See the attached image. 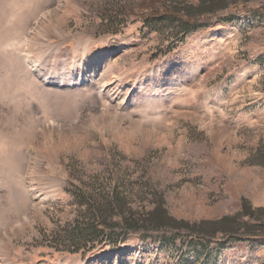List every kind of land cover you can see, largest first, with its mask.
<instances>
[{"label": "rangeland", "instance_id": "obj_1", "mask_svg": "<svg viewBox=\"0 0 264 264\" xmlns=\"http://www.w3.org/2000/svg\"><path fill=\"white\" fill-rule=\"evenodd\" d=\"M47 1L0 0V264L7 253L14 264H264V248L241 243L213 256L134 236L66 243L86 209L76 196L117 192L135 214L159 203L190 224L232 216L243 200L264 210V23L240 15L182 37L156 19L200 0ZM239 2L228 9L262 13L264 0ZM102 51L98 73L131 72L137 89L102 122L80 119L97 90L58 87V73L78 82L85 52ZM25 53L57 74L50 85Z\"/></svg>", "mask_w": 264, "mask_h": 264}, {"label": "trees", "instance_id": "obj_2", "mask_svg": "<svg viewBox=\"0 0 264 264\" xmlns=\"http://www.w3.org/2000/svg\"><path fill=\"white\" fill-rule=\"evenodd\" d=\"M239 1L249 3L250 0H200L195 6L182 5V8L181 4L171 2L169 10L171 9L172 13L162 14L156 20L163 24H173L182 37L209 28L213 25V20L232 23L240 15L249 16L259 24L264 23L262 6L256 7L261 9L262 13L244 6L241 10L228 9L229 6L238 5ZM217 12L220 14L217 15ZM153 24L150 22L146 26ZM259 159L260 165L264 167V152L259 154ZM84 197L76 196L79 205L86 208L84 216L74 225L72 231H69L71 233H66V243L78 242L75 245L68 244L75 248L81 243H84V246L89 244L86 243L87 240L93 245L124 241L130 236L136 237L141 243L150 240L154 244L162 243L175 247L178 251H195L207 256L217 255L219 250L234 243L246 245L250 254L257 248H264V227H261L264 210L253 209L244 200L240 209L232 216L190 224L169 216L159 203L154 205L151 212L135 214L125 198L117 192L111 193L108 199L97 202L91 197ZM51 241L54 242V239L51 238ZM66 243L62 245H67ZM76 251L77 249L71 252Z\"/></svg>", "mask_w": 264, "mask_h": 264}, {"label": "bare ground", "instance_id": "obj_3", "mask_svg": "<svg viewBox=\"0 0 264 264\" xmlns=\"http://www.w3.org/2000/svg\"><path fill=\"white\" fill-rule=\"evenodd\" d=\"M56 4H57L56 0H50V1H47L46 3L47 7H50V8H52V6H55ZM57 5H59V2ZM39 33H40L41 38H39L40 36L37 38L41 39L42 41L44 40L45 42L48 38L47 29L41 30L37 34ZM39 41L40 40H38V42ZM87 45H88L87 40L85 41L78 40L77 42V46H80L82 49L87 48ZM24 60H25L24 61L25 64L31 69L30 71L32 72V74H35L38 81H41L44 85H50L48 81L52 79L56 73L50 68H48L45 65V62L43 64L39 60H34V58L29 56L27 53H25L24 55ZM103 62H105V64L109 62V59H107V55L105 51H102L99 53L98 52H85L84 59L81 62L85 68L83 70H80V74L78 73L77 75V78L80 81L72 82L71 84H68L69 83L67 82L68 80L64 81L63 75L67 73L68 78H69L72 70H67L68 72L66 70H61L58 73V75L60 76V80L56 81V83L59 84L58 87L73 88L74 87L73 84H74L75 86L86 85L91 88H95L97 90L96 91L97 96H96L95 103L88 105V107L85 109H81V111L78 114V118L80 119L87 113L93 116L94 122L96 121L102 122V120L108 116L107 114L111 109L122 107L124 102H126V96L129 91L132 90L134 92L137 89V84L134 83L132 80L131 72L130 73H119L117 76L112 77L111 79L105 78V75L103 72L98 73L100 72L98 68L100 66H103L102 65ZM64 82H66L68 85H62ZM54 83L55 82H52V84ZM56 122H57L56 120H53V121L51 120L50 122H48L47 123L48 125H46L48 127L47 131L54 130L57 125ZM9 257H10V253H7L6 255L7 264H14L13 261L9 260ZM95 258L97 259V261L102 260L100 257V254H97ZM103 262L105 263V261Z\"/></svg>", "mask_w": 264, "mask_h": 264}]
</instances>
